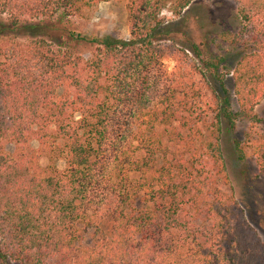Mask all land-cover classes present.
<instances>
[{
	"label": "trees",
	"instance_id": "16d2710c",
	"mask_svg": "<svg viewBox=\"0 0 264 264\" xmlns=\"http://www.w3.org/2000/svg\"><path fill=\"white\" fill-rule=\"evenodd\" d=\"M110 1L0 0V264H264L221 143L261 121L264 0L207 47L175 28L197 0H128V39L73 26Z\"/></svg>",
	"mask_w": 264,
	"mask_h": 264
},
{
	"label": "rangeland",
	"instance_id": "374dc122",
	"mask_svg": "<svg viewBox=\"0 0 264 264\" xmlns=\"http://www.w3.org/2000/svg\"><path fill=\"white\" fill-rule=\"evenodd\" d=\"M127 2L128 0H112L101 3L90 20L73 18L71 19L72 24L77 30L91 37L111 35L128 39L130 31L127 22ZM162 15L169 16L170 14L164 11ZM182 18L177 19L175 28L182 29L183 32L186 31L185 35L194 36L206 47L209 38L223 32L237 31L239 26L235 0H197ZM182 25H185V28ZM206 51L226 56V85L230 92L233 108L237 111L238 103L234 93L233 71L243 55V47L235 49L225 43L220 47L211 45ZM166 65L169 70H172L174 63L169 60L166 61ZM255 111L261 121L254 126L249 120H241L238 122L236 131L230 132L224 122L221 143L236 198L244 209L249 223L264 240V167H261L255 155L257 148L264 144V99ZM247 134L251 140L248 143L246 142ZM236 141L246 144L247 154L244 160L239 158ZM6 149L13 152L14 146L9 144ZM41 164L45 166L47 160L43 159ZM60 166L63 167V163H60Z\"/></svg>",
	"mask_w": 264,
	"mask_h": 264
}]
</instances>
